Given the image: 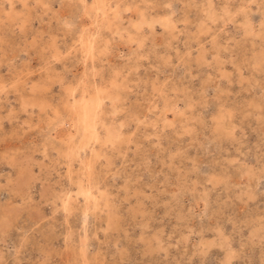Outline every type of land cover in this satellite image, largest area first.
<instances>
[{
	"label": "rangeland",
	"instance_id": "obj_1",
	"mask_svg": "<svg viewBox=\"0 0 264 264\" xmlns=\"http://www.w3.org/2000/svg\"><path fill=\"white\" fill-rule=\"evenodd\" d=\"M229 260L264 264V0H0V264Z\"/></svg>",
	"mask_w": 264,
	"mask_h": 264
},
{
	"label": "bare ground",
	"instance_id": "obj_2",
	"mask_svg": "<svg viewBox=\"0 0 264 264\" xmlns=\"http://www.w3.org/2000/svg\"><path fill=\"white\" fill-rule=\"evenodd\" d=\"M85 1V0H84ZM100 2V1H99ZM105 2V1H104ZM86 3V2H85ZM88 8V7H87ZM91 8V7H90ZM92 9V8H91ZM94 9V8H93ZM95 9L99 10V9H104L103 6L101 5H96ZM103 13L105 14V11L103 10ZM216 19V17H215ZM142 21V20H141ZM214 22V21H213ZM90 24V23H89ZM111 24V23H110ZM137 25V24H136ZM135 25V26H136ZM140 25V24H139ZM142 25V24H141ZM85 28V27H84ZM83 42V41H82ZM89 44V43H88ZM87 45L85 44V47ZM139 46V45H138ZM87 48V49H86ZM85 48L86 53L88 52V46ZM73 91V90H72ZM100 91V90H99ZM98 91V93H99ZM102 94V93H101ZM94 95V94H93ZM110 100V99H109ZM101 101H100V96L95 95V96H91L90 98H86L84 96V94L77 99L76 101H74L71 105H69V114L71 115L72 118V122H73V127L75 129L74 135L71 136L70 140L72 141L71 143H73L74 141V137L78 136V141H77V145L76 147L72 146L73 148H76V152H78L80 149H84V147H86V145L91 142V141H96L99 139L98 134L100 135V133L97 134V129H96V116H97V110L99 108V106L101 105ZM116 109V108H115ZM99 113V112H98ZM98 123V122H97ZM72 125V124H71ZM118 132V131H117ZM71 135V134H70ZM110 136V135H109ZM108 138V137H107ZM77 140V139H76ZM70 143V144H71ZM91 144V143H90ZM93 144V143H92ZM91 144V145H92ZM69 144L67 143V146ZM74 145V144H72ZM69 147V146H68ZM94 148V147H93ZM91 149V148H90ZM75 150V149H74ZM94 150V149H93ZM92 150V151H93ZM91 151V152H92ZM69 152V150H68ZM90 152V151H89ZM90 152V153H91ZM74 153V152H73ZM79 153V152H78ZM72 154V153H71ZM76 155V153H74ZM96 154V153H95ZM80 155V154H77ZM93 155V154H92ZM98 155V152H97ZM88 156V155H87ZM94 156V155H93ZM96 156V155H95ZM75 157V156H74ZM86 158V157H85ZM92 159V158H91ZM81 160V159H80ZM85 160V159H84ZM79 162V161H78ZM91 163V162H90ZM82 164V163H81ZM85 167V166H84ZM84 169V168H83ZM88 171V170H86ZM81 178V177H80ZM87 178V177H86ZM82 185V184H81ZM85 185V184H83ZM88 187V186H87ZM85 188V187H84ZM91 188V187H90ZM99 191V190H98ZM78 193H80L82 196H84V199L86 201H89L91 199H94L92 193L89 190H83L81 189ZM100 193V192H99ZM101 195V194H100ZM96 201V200H95ZM94 201V203H96ZM107 201V200H106ZM92 203V202H91ZM93 203V204H94ZM69 206V205H67ZM94 207V206H93ZM91 208V206H90ZM83 211V210H82ZM89 211V207L86 206L84 209V214L85 216L87 215V212ZM94 219V218H93ZM86 245H84L85 247ZM83 247V246H82ZM83 250V249H82ZM83 253V251H82ZM84 254V253H83Z\"/></svg>",
	"mask_w": 264,
	"mask_h": 264
},
{
	"label": "snow or ice",
	"instance_id": "obj_3",
	"mask_svg": "<svg viewBox=\"0 0 264 264\" xmlns=\"http://www.w3.org/2000/svg\"><path fill=\"white\" fill-rule=\"evenodd\" d=\"M89 19H91V18H89ZM99 23H100V21L97 19L96 24H90L89 27H96L97 25H99ZM68 27H72V25H68ZM69 92H70V98L75 99V93H72L71 90H69ZM117 139H118V137H117ZM66 207H67V205H66ZM226 264H231L230 260L226 261Z\"/></svg>",
	"mask_w": 264,
	"mask_h": 264
}]
</instances>
